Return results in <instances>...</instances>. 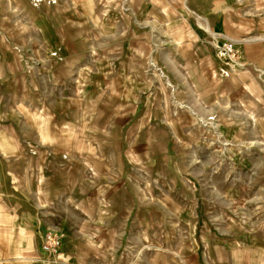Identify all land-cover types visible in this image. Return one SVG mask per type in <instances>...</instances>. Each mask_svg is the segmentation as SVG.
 <instances>
[{"label":"rangeland","instance_id":"obj_1","mask_svg":"<svg viewBox=\"0 0 264 264\" xmlns=\"http://www.w3.org/2000/svg\"><path fill=\"white\" fill-rule=\"evenodd\" d=\"M97 9L92 47L57 68L16 0H0V223L26 189L49 223L37 246L63 235L57 264L68 249L67 264H264V0ZM227 39L235 62L219 55Z\"/></svg>","mask_w":264,"mask_h":264},{"label":"crops","instance_id":"obj_2","mask_svg":"<svg viewBox=\"0 0 264 264\" xmlns=\"http://www.w3.org/2000/svg\"><path fill=\"white\" fill-rule=\"evenodd\" d=\"M49 1L51 0H48V2ZM48 2H45L43 0L42 4L40 3L34 5V2L32 0H16V4L19 6V8L24 11V14L28 16L29 19L32 20V26H34V28L38 32H40L42 37L44 38L40 48L43 50V53L47 55L46 63H49L52 60V65L58 68V66H60L61 63H64V61L67 60L70 55L74 56V62H81V60H83V57L81 58L80 50L86 49L87 47H92L90 45L95 41L96 34L99 33L98 29L101 28L99 27L101 21L105 23L103 21V16L102 18L100 17L99 10L97 9L98 0H56V3L54 5ZM66 2L69 3L66 5ZM60 9L67 12L71 10L70 17L67 16L65 21L61 20L58 17ZM50 14L51 16L54 14V18L52 19L51 17L52 21L48 20ZM199 18L201 17L198 16V19ZM48 22H50V25ZM81 22L82 24L87 23V25L89 22V24H91L93 27L91 25L89 27H86L87 25H83L85 26V28L82 30ZM201 22L202 21H199L200 27H202L200 24ZM102 32H104V30H102ZM82 33L92 34L93 37L91 42L89 41L88 43V41L86 40L87 38H83L82 35L77 36L78 34ZM210 34L212 35V33ZM214 37L217 38L216 36ZM82 38L84 40H82ZM59 41L60 43H58ZM69 41H72V43H70ZM242 42L250 43L252 42V39L242 40ZM32 45V43H30L29 45V48H31V54H33ZM69 50L72 51V54L68 52ZM66 63V65H69L70 61H66ZM51 76L54 81L66 79L65 76L57 72L56 69H54V72ZM89 87L90 85L85 88L86 91ZM89 91L90 89L88 90V93ZM49 126L51 129L52 124L50 123ZM46 136L49 138V143H51L52 140L50 134L47 133ZM52 138L54 139L55 137L52 136ZM58 141L62 142L63 138L61 140L59 138ZM10 172L11 169L9 166L6 170V173L9 175ZM16 192L17 195L20 194L22 196L25 205L23 207L22 202L18 203L14 201L13 205L10 208L12 209L13 217L8 222H6L7 224L0 223V236L2 231L4 232V230L6 229H8L10 233L8 246L6 248H2V243L0 244V264H41L39 258L40 255L44 256V253L37 246V233L40 229H44L43 227H49V223L43 216V220L39 218L40 215L38 214L37 204L36 201H34L32 191L30 193L25 189L17 190ZM18 211H22L19 216L17 215ZM109 221L111 223V219H109ZM112 234L110 233L104 236L106 241H112V236H110ZM67 251H69L71 254L66 255V252L63 251V253L65 254L61 255L64 264L68 263L71 255H73L74 252H72V250L70 251L69 249Z\"/></svg>","mask_w":264,"mask_h":264},{"label":"built area","instance_id":"obj_3","mask_svg":"<svg viewBox=\"0 0 264 264\" xmlns=\"http://www.w3.org/2000/svg\"><path fill=\"white\" fill-rule=\"evenodd\" d=\"M219 47V55L221 58L235 62L236 42L232 39L225 40ZM63 235L55 230H48L42 238L41 249L46 257L43 259L44 264H57V256L62 247Z\"/></svg>","mask_w":264,"mask_h":264},{"label":"bare ground","instance_id":"obj_4","mask_svg":"<svg viewBox=\"0 0 264 264\" xmlns=\"http://www.w3.org/2000/svg\"><path fill=\"white\" fill-rule=\"evenodd\" d=\"M199 19L202 21V22L200 23L201 26H202L206 31H208L209 33H212V35H214V36H216V37H225V36H223V35H218V34H215V33L211 32V29H210V27H209L207 21L203 20L202 18H199Z\"/></svg>","mask_w":264,"mask_h":264}]
</instances>
